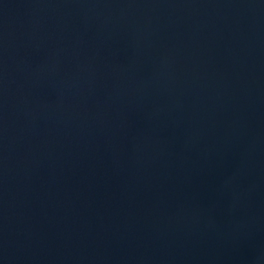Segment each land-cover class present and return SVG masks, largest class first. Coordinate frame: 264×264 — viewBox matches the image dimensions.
<instances>
[{"label": "water", "instance_id": "1", "mask_svg": "<svg viewBox=\"0 0 264 264\" xmlns=\"http://www.w3.org/2000/svg\"><path fill=\"white\" fill-rule=\"evenodd\" d=\"M0 264H264V0H0Z\"/></svg>", "mask_w": 264, "mask_h": 264}]
</instances>
